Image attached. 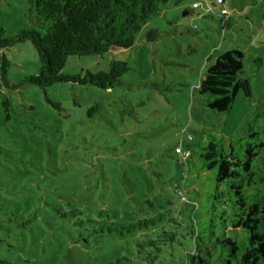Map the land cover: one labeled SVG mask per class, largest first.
<instances>
[{
  "label": "rangeland",
  "instance_id": "obj_1",
  "mask_svg": "<svg viewBox=\"0 0 264 264\" xmlns=\"http://www.w3.org/2000/svg\"><path fill=\"white\" fill-rule=\"evenodd\" d=\"M205 1L212 11H206ZM214 1L169 0L136 33L130 48L68 58L62 71L71 75L106 70L111 60L125 62L129 71L112 90L68 83L45 91L29 84L2 87L0 259L21 264L181 263L192 239L186 234L187 206L174 195V186L181 188L186 178L185 185L191 181L198 191L191 198L185 188L188 199L199 205L198 229L210 211L208 196L218 195L219 202L227 198L224 186L216 187L215 168L196 176L200 163L194 159L188 162L194 179L185 175L186 145L197 143L196 132L204 127L225 140L244 138L248 123L264 138V0ZM193 3L201 5L193 9ZM27 25L25 0H0V28L6 36ZM230 50L242 55L249 96L239 92L227 112L217 113L201 106L195 90L213 63L210 54ZM1 55L10 63V85L36 73L37 57L28 41L0 50ZM3 96L14 110L9 121L2 112ZM93 104L98 112L88 117ZM179 143L182 153L175 155ZM158 196L165 212L176 207L183 213L177 216V242L149 263L145 242L154 239L153 231L172 229L157 224L132 234L118 230L119 224L142 220L149 214L144 201Z\"/></svg>",
  "mask_w": 264,
  "mask_h": 264
},
{
  "label": "trees",
  "instance_id": "obj_2",
  "mask_svg": "<svg viewBox=\"0 0 264 264\" xmlns=\"http://www.w3.org/2000/svg\"><path fill=\"white\" fill-rule=\"evenodd\" d=\"M25 1L28 25L12 36H6L4 29L0 28V50L28 41L37 57V70L23 77L18 84L10 85V63L1 55L0 95L2 87L17 89L27 84L42 91L58 83L90 86L104 91L118 87L120 78L129 71L127 64L122 61L111 60L103 71L84 70L71 75L62 70L71 56H102L109 50L130 48L136 33L163 10L169 0ZM222 3L215 0L213 4ZM150 38L151 32L146 35V40ZM209 58L213 59V63L194 90L201 98L203 108L224 113L232 107L239 92L249 96L248 80L242 69V55L230 50L218 54L212 52ZM45 101L57 111L64 112L58 103L48 97H45ZM1 107L4 120L9 121L14 114L10 100L3 96ZM96 112L98 105L93 104L86 114L92 117V113ZM196 134L198 142L186 145L187 157L182 160L185 175L194 176L188 165L194 159L200 163L195 170L196 176L215 168L216 187L219 189L223 185L227 198L223 197L224 201L219 202L218 195L208 196L210 211L198 229L196 212L199 205L196 199H188L185 188H189L191 198L196 197L198 191L192 188L191 181L185 185L186 178L181 188L174 186V195H178L180 200L179 193L184 197L182 202L188 209L186 218L190 220L186 234H190L192 239V248L184 253L180 264H264V138L249 123L244 138L229 137L225 140L206 127ZM191 139L192 136L188 134L187 140ZM176 147L180 148V153L174 151ZM176 147L173 153L181 155V143ZM159 201V196L144 201L149 214H143L142 220L132 224H119L118 230L120 235L132 234L154 228L157 224H166L172 229L165 231L162 227L159 232L153 231L157 236L145 242L149 249L146 258L149 263L155 262L162 251L165 253L177 242V216L183 213L181 208L176 207L165 212ZM167 204L171 205V202ZM171 210L174 216L170 215ZM0 264L21 263L0 259Z\"/></svg>",
  "mask_w": 264,
  "mask_h": 264
},
{
  "label": "built area",
  "instance_id": "obj_3",
  "mask_svg": "<svg viewBox=\"0 0 264 264\" xmlns=\"http://www.w3.org/2000/svg\"><path fill=\"white\" fill-rule=\"evenodd\" d=\"M216 2L217 3H222L221 0H216ZM199 5H201V3H193L191 7L193 9H197L199 7ZM204 8L206 9L207 12L212 11L210 5L206 1L204 3ZM225 13H226L225 10H221L219 14L220 15H225ZM174 151L176 153H180V148L176 147ZM179 196H181V200H184V197L182 196V194L180 195V193H179Z\"/></svg>",
  "mask_w": 264,
  "mask_h": 264
}]
</instances>
